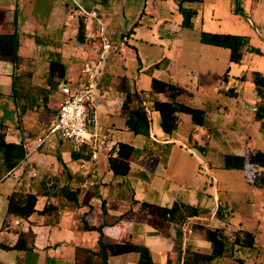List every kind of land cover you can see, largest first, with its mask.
Listing matches in <instances>:
<instances>
[{
  "label": "crops",
  "instance_id": "1",
  "mask_svg": "<svg viewBox=\"0 0 264 264\" xmlns=\"http://www.w3.org/2000/svg\"><path fill=\"white\" fill-rule=\"evenodd\" d=\"M128 1L63 0L54 3V11L49 16L46 27L57 36L41 38L36 35L38 27L32 24L36 22V25L41 26L39 16L29 12L24 20L22 19V9L29 6V0H0V35L17 31L18 54L22 57V61L17 65L0 58V135L4 136L7 143L20 144L25 150V155L9 169L6 168L3 152L0 150V243L11 245L16 241L19 231L29 232L26 237L28 248L0 246V264H85V260L91 256L98 258L94 252L99 250L100 234L97 229H87V224L92 227L102 226L108 242V264H111L113 252L120 243L135 252L137 264H140L139 254L133 249L134 245L146 246L155 262L181 264L182 255L178 254V242L175 239L177 224L169 223L158 215L146 213L142 209L144 201L165 207H171L175 202L185 203L199 209L198 214L188 216L181 225L182 249L189 245L196 251L210 253L212 242L207 237V230L220 224L235 229L223 231L226 240H233L239 236L240 243H235L232 250L235 252L233 258L236 256V250L241 248L247 250L261 248L258 227L264 226V223L253 219L250 214L242 216L241 219L245 217L246 221L251 220L256 225L249 229L245 228V231L251 232L253 236L252 245H246L244 242L246 238L236 230L240 226L245 227L243 225L247 223L245 224L243 220L238 222L232 220L229 214L232 204L220 194L217 187L213 189L212 186L208 187L206 180H202L201 185L193 184L194 187L192 185L185 191L171 187L175 181L173 174L178 166L181 168L190 164L194 169L197 165L199 170L197 171L203 174L202 163L205 155L210 166H215L213 155H209V152L222 156L235 153L249 159L251 155L246 153V145L250 136L245 139L246 145L234 138L221 140L222 132L216 137L214 133L218 134V129L225 131L219 125H215V118L212 115L217 112L204 98L202 103H199L200 96L191 98V101L189 96L182 95L185 88H176L179 91L175 97L170 95L169 90L151 93L152 78H158L155 75L158 71L155 70L154 63L140 68L150 74V81L145 83L146 85L141 84L145 82L141 74L134 78L127 73H116L113 59L118 54L123 55L127 45L135 46L133 39L139 37L136 27L137 14L128 15L125 9V2ZM165 1L170 4L176 17L180 18L179 0ZM79 7L89 12L96 11L97 16L82 17L79 15ZM115 15H122L125 25L129 23L126 29L129 36L123 49L120 51L117 49L112 54L94 100L90 104L94 124L108 137L106 148L99 152L96 160H93L87 146H78L61 138L57 132L50 131L57 121L63 94L59 88L62 82L56 85L48 82V66L51 60L60 59L66 65V80L63 83H68L71 87L78 86L83 81L81 64L86 59L96 58L99 54L97 50L100 47L101 32L109 33L115 44L125 34L112 28L110 20L114 19ZM156 18L159 25L160 20L166 19L160 15ZM80 20L85 24V38L82 41L77 39ZM166 29L165 26L157 29L160 36L155 42H148L147 37L135 40L141 39V44L150 43L156 46L164 40L162 34L169 32ZM72 35H76L73 41ZM40 42L44 43L46 48L39 46ZM78 58H81L77 68L78 76L70 80L67 76V63ZM123 66L126 67V64ZM227 75L228 70L225 71L224 77ZM196 88L199 90L200 86ZM143 90L145 94L142 93ZM127 91L132 93L129 109L124 107ZM135 92L138 95L134 94ZM138 96L148 110L149 135L135 133L126 124L130 109L140 104ZM156 98L184 102L204 109L205 124H196L189 113L179 112L175 130L170 134L166 133L160 123V113L153 107ZM238 99L244 104V113L237 112V120L252 123L258 128L262 127L260 121L245 113L255 111L257 107L248 104L242 95ZM148 102L152 107L149 108ZM183 125L189 127L185 133L182 131ZM205 127L210 128L213 134L211 133L209 143L202 150L196 133L199 128ZM48 134L46 140L40 143L39 138ZM118 142L129 143L134 148L129 159L130 170L121 176L115 175L109 166V156ZM189 143L198 146L199 150L205 153L204 156L199 155L200 152L195 153ZM210 144L212 147H209ZM216 144L222 151L214 148ZM257 151L261 150L254 149V153ZM186 152L190 154L189 157L185 155ZM83 161H86L85 167L81 166ZM216 166L225 167L224 162ZM245 176L247 177V174ZM14 191H30L37 194L36 210L28 219L7 213L8 197ZM104 210L107 211L105 215ZM262 221L264 222V219ZM229 232L233 237L227 235Z\"/></svg>",
  "mask_w": 264,
  "mask_h": 264
},
{
  "label": "rangeland",
  "instance_id": "2",
  "mask_svg": "<svg viewBox=\"0 0 264 264\" xmlns=\"http://www.w3.org/2000/svg\"><path fill=\"white\" fill-rule=\"evenodd\" d=\"M61 1L63 0H29V6L25 5L26 7L22 9V19L24 20L29 12L38 15L39 20L42 22L41 26L36 25V22L32 23L38 27L36 35L41 38H45V36L54 38L57 35L49 27H46V24H48V18L54 11V3ZM65 1L70 2V0ZM125 5L128 15L137 14L136 27H138L139 37H135V39L147 37L148 42H155L160 36L157 29L161 26H165L169 32L162 34L164 40L156 46L150 43L147 45L141 44V39H138V41L133 39L135 46L126 43L127 48L123 55L118 54L113 59L116 73H127L134 78L141 74L145 79V82L141 84L146 85L145 83L150 81V74L140 70V68L149 63H154V68L158 71L155 75L163 81L168 82L170 80L169 82L175 88H185L184 93H181L182 95L186 94L190 99L200 96L199 103H202L203 98L207 100L205 102H208L210 107L217 112V114L212 115L215 118V125H219L225 130L222 131L216 127L218 129V134L214 133L216 137L222 132L221 140L223 138L229 140L234 138L246 145L247 140L245 141V139L250 136L246 145V153L252 155L254 149L264 151V85H259L256 82L258 78L262 77L264 79V0L185 1L183 9H189L195 13L187 17L179 9L181 13L177 14L180 15V18L176 17L170 4L165 0H129L128 3L125 2ZM159 15L166 18L160 20V25L156 23V16ZM110 24L118 32L126 33L129 23L125 25L122 15H115L114 19L110 20ZM203 31L233 33L241 36L243 38L242 48L244 49L242 60L240 62L230 61V49L228 47L203 42L201 40ZM75 36L72 35V41ZM41 42L39 46L46 48L44 43ZM100 44L101 36L99 40V46L101 47ZM100 47H98L97 53L100 52ZM118 50L120 51V49ZM80 63L81 58L67 63V76L70 80L77 78V68ZM123 64H126V67ZM226 70H228V75L224 77ZM198 85L200 86L199 90L196 88ZM142 93L145 94V90ZM204 93H208V96ZM202 95L205 96L202 97ZM240 95L248 104L258 107L255 111L245 113L249 117H254L257 121H260L262 127L258 128L252 123L237 120V112L244 113V104L241 99H238ZM147 105L149 108L152 107L149 102ZM188 128L183 125L182 131L185 133ZM197 131L196 137L200 140L201 149H205L212 131L208 127L199 128ZM189 145L195 153L200 152L198 154L204 156L205 153L200 151L198 146L192 143H189ZM209 147H212V145L210 144ZM214 148L219 149V146L216 144ZM219 151H222V148ZM210 154L213 155L212 159L215 160V166L224 162V156L218 153L214 155L212 152H209ZM185 155L189 157L190 154L186 152ZM206 157L207 155L204 158L202 157L204 159L202 163L203 174L198 172L197 165L194 166V169L190 164L181 168L178 166L173 174V180L175 181L171 184V187L185 191L193 184L201 185L202 180H206L208 182L207 186H212V189L217 187L220 194L224 195L232 204L229 213L232 220L234 222L243 220L245 224L247 223L243 225L245 227L240 226L236 230V232L241 233L243 238H247L244 232L245 228L249 229L256 227V225L251 220L246 221L245 217L241 219L244 214H250L253 219L264 223L262 221L264 219V181H260L262 177L258 178V183L252 184L247 181L245 168L212 167L205 159ZM254 169H256V166L251 165L248 167L250 177L253 176ZM258 171L264 176L263 167L258 168ZM246 201L253 203L249 204ZM258 228L261 235L259 236L261 248H258V250L241 248L236 250V256L233 258L235 252L232 250L235 243L233 244L231 242L233 240L229 239L226 256L215 258L212 264H264V226ZM233 234H235V231ZM233 234L229 232L227 235L233 237ZM135 256L134 251L130 250L125 244L120 243L113 252L110 262L111 264H137Z\"/></svg>",
  "mask_w": 264,
  "mask_h": 264
},
{
  "label": "trees",
  "instance_id": "3",
  "mask_svg": "<svg viewBox=\"0 0 264 264\" xmlns=\"http://www.w3.org/2000/svg\"><path fill=\"white\" fill-rule=\"evenodd\" d=\"M202 1V0H179V8L183 14H186L189 17L191 14L195 13L189 9H183V3ZM187 10V11H186ZM85 34V24L80 20L78 25L77 39L82 41L84 40ZM201 40L210 44L221 45L228 47L230 49V61L240 62L243 58L244 49L242 48L243 38L233 33H217V32H208L203 31ZM18 33L14 31L12 33H4L0 35V58L6 59L14 62L15 65L19 64L22 61V57L18 54ZM48 82L53 85L59 84L66 80V65L59 59L51 60L48 66ZM256 82L259 85H264V79L258 78ZM152 88L151 93L156 94L159 92H164L166 90L170 91V95L175 97L178 89L170 82L163 81L156 77L152 78ZM131 92H126V100L124 102V107L129 109V102L131 100ZM138 95L136 92L134 93ZM140 104L133 109H130V113L127 117L126 124L129 129L135 133H143L149 135L150 128V119L148 117V110L142 102V99L138 96ZM153 107L160 113V123L163 130L166 133H172L178 122L179 112L189 113L192 117V121L196 124L203 125L206 122L205 110L202 108L193 107L184 102L178 101H164L161 99H154ZM0 150L3 152L4 160L6 163V168L14 167L20 158L25 155V150L20 144L7 143L4 140V136L0 135ZM134 151V148L131 144L125 142H118L114 147L113 153L109 156V166L114 172L115 175H126L130 170L129 159ZM116 152V153H114ZM224 165L225 167H235V168H245L247 174V180L252 183H258L264 181V176H262L258 168L264 167V151H257L252 154L249 159H246L245 156L227 153L224 155ZM256 166L254 169L253 176L250 177L248 173L249 166ZM255 168V167H254ZM260 175V176H259ZM37 194L34 192H19L14 191L8 197L7 213L9 215L18 216L23 219H28V217L36 210ZM142 209L152 215H158L163 220L168 221L169 223H176L175 239L178 242V254L182 255L181 264H207L210 263L214 258L218 256H223L227 252L229 240L225 239L223 234L224 230H231V227L220 224L216 228H209L207 230V237L212 242V251L210 253H203L192 249L189 245L182 249L181 242L183 238V231L181 225L187 219L188 216L196 215L199 213L197 207L187 205L185 203L175 202L171 207H165L154 203L142 202ZM107 211L104 210V215L107 214ZM229 227V228H228ZM87 229H97L99 234V250H97L95 255L91 256L85 260V264H108V242L105 239V234L102 230V226H89L86 225ZM233 231V230H231ZM29 235L27 231H19L17 233L16 241L9 245L0 243V246L4 248H28L26 237ZM31 235V233H30ZM246 239L244 242L246 245L251 246L253 243L252 233L245 231ZM239 236H236L233 241L234 243H240ZM133 249L138 252V262L140 264H163L155 262L151 255L150 251L146 246L134 245Z\"/></svg>",
  "mask_w": 264,
  "mask_h": 264
},
{
  "label": "built area",
  "instance_id": "4",
  "mask_svg": "<svg viewBox=\"0 0 264 264\" xmlns=\"http://www.w3.org/2000/svg\"><path fill=\"white\" fill-rule=\"evenodd\" d=\"M78 11L82 17L97 16L96 11L89 12L81 7ZM100 36L101 47L98 56L86 59L81 65L83 81L76 87H71L65 82L60 84L63 99L58 108L57 121L50 130L78 146H87L93 160H96L99 152L106 148L108 137L94 124L90 114V104L104 77L110 56L116 49H123L129 33L123 34L117 44L107 32L102 31ZM48 136L49 134L40 137L39 142H44ZM86 165V161L81 163L83 167Z\"/></svg>",
  "mask_w": 264,
  "mask_h": 264
},
{
  "label": "flooded vegetation",
  "instance_id": "5",
  "mask_svg": "<svg viewBox=\"0 0 264 264\" xmlns=\"http://www.w3.org/2000/svg\"><path fill=\"white\" fill-rule=\"evenodd\" d=\"M258 108V107H257ZM257 110V109H256Z\"/></svg>",
  "mask_w": 264,
  "mask_h": 264
}]
</instances>
